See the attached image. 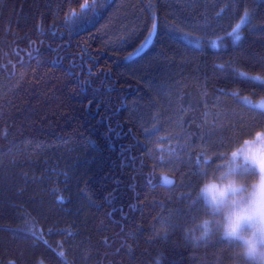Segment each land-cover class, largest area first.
Masks as SVG:
<instances>
[{
  "label": "trees",
  "instance_id": "trees-1",
  "mask_svg": "<svg viewBox=\"0 0 264 264\" xmlns=\"http://www.w3.org/2000/svg\"><path fill=\"white\" fill-rule=\"evenodd\" d=\"M84 2L0 0V264H233L182 227L197 157L264 131L232 95L264 98L232 71L264 79V0H110L81 28Z\"/></svg>",
  "mask_w": 264,
  "mask_h": 264
},
{
  "label": "clouds",
  "instance_id": "clouds-1",
  "mask_svg": "<svg viewBox=\"0 0 264 264\" xmlns=\"http://www.w3.org/2000/svg\"><path fill=\"white\" fill-rule=\"evenodd\" d=\"M198 167L192 198L200 210L183 225V239L199 246L217 236L233 249V264H264V158L245 160L232 148L204 156Z\"/></svg>",
  "mask_w": 264,
  "mask_h": 264
},
{
  "label": "snow or ice",
  "instance_id": "snow-or-ice-1",
  "mask_svg": "<svg viewBox=\"0 0 264 264\" xmlns=\"http://www.w3.org/2000/svg\"><path fill=\"white\" fill-rule=\"evenodd\" d=\"M105 3H110V0H92L91 3L84 2L81 4V10L79 14L73 13V19L75 22L82 28L87 25V23L90 22V20L96 16L99 15V11L104 7ZM245 19H242L240 23H237L235 25V29L237 31L231 33V35L234 37L233 42L239 43V40L241 39L240 35L238 34L239 30H242L244 26H247L249 23L251 14L247 11L245 12ZM151 38L145 39V42L142 43L139 48L136 50L137 53L140 55H143L144 52L150 48L155 40L156 35V24L153 22L152 25V32H151ZM218 70L221 71H227V69L224 67V65H218ZM230 67V66H229ZM235 77L239 81H253V87L258 88L261 92H264V79L260 77H249L246 73L240 72L237 69L232 70ZM234 97L237 98L238 102L249 106L252 109L260 110L261 112H264V99H259L258 102L253 103L252 100H250L248 97L244 96L241 97L237 93L232 94ZM262 141H264V131L257 132L252 140L248 139H242L239 143H234L230 146L229 150L232 148H238L239 155L243 156L245 160L256 158H264V148H260L259 151L256 150V145H259ZM207 163V161H205ZM196 164L199 172V167L201 165V161L199 157L196 159ZM210 166V165H209ZM164 183L167 185H171V181L165 179Z\"/></svg>",
  "mask_w": 264,
  "mask_h": 264
},
{
  "label": "rangeland",
  "instance_id": "rangeland-1",
  "mask_svg": "<svg viewBox=\"0 0 264 264\" xmlns=\"http://www.w3.org/2000/svg\"><path fill=\"white\" fill-rule=\"evenodd\" d=\"M151 36L149 37V39ZM264 99V98H261ZM258 102V100H254L253 103ZM184 144H180L178 141L173 138H164L163 144L159 145L157 148L159 162L161 164L167 165L169 163H174L178 158V152L183 149ZM260 148H264V141H262L259 145H256V150L259 151Z\"/></svg>",
  "mask_w": 264,
  "mask_h": 264
}]
</instances>
